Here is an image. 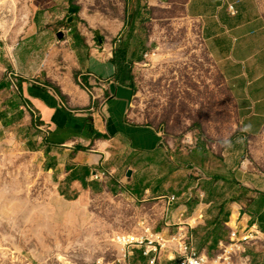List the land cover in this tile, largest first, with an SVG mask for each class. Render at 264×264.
<instances>
[{
	"label": "crops",
	"instance_id": "1",
	"mask_svg": "<svg viewBox=\"0 0 264 264\" xmlns=\"http://www.w3.org/2000/svg\"><path fill=\"white\" fill-rule=\"evenodd\" d=\"M34 1L37 9L27 26L18 36L11 34V41L0 42V95H5L0 123L23 133L28 152L37 156L59 194L72 201L89 194L139 197L152 190L165 198L158 188H146L143 174L148 166L159 168L158 159L168 152L175 170H189L196 178L181 179L184 192L168 201L164 226L150 224L146 231L165 237L189 234L196 250L209 258L229 242L232 230L249 232L255 236L247 247L249 263L264 264L260 1ZM176 13L197 25L233 98L237 129L225 146L210 148L194 133L186 138L196 144L185 146L184 138L180 146L176 136L136 119L137 68L155 41L149 19ZM119 49L127 53L134 81L124 82L114 62ZM202 129L213 140L222 137L206 124Z\"/></svg>",
	"mask_w": 264,
	"mask_h": 264
},
{
	"label": "rangeland",
	"instance_id": "2",
	"mask_svg": "<svg viewBox=\"0 0 264 264\" xmlns=\"http://www.w3.org/2000/svg\"><path fill=\"white\" fill-rule=\"evenodd\" d=\"M259 1L264 14V0ZM36 9L34 0H0V42L18 36ZM173 17L149 19L155 41L149 54L142 50L144 61L137 68L136 119L176 136L180 146L184 138L185 146L196 144L186 138L192 133L210 148L214 143L225 146V138L237 129L233 98L205 51L197 25L183 13ZM3 81L1 73L0 84ZM202 123L219 130L221 139L205 134ZM20 134L0 123V264H147L137 244L141 239L158 242L157 264H178L180 243L175 235L146 231L153 224L164 226L168 201L172 195L181 196V179L192 174L175 170L170 153L160 156L159 168L148 166L143 174L146 188H158L165 198L151 190L139 197L127 192L89 194L68 201ZM127 235L134 242L120 243L119 237ZM188 235L177 233L175 238Z\"/></svg>",
	"mask_w": 264,
	"mask_h": 264
},
{
	"label": "built area",
	"instance_id": "3",
	"mask_svg": "<svg viewBox=\"0 0 264 264\" xmlns=\"http://www.w3.org/2000/svg\"><path fill=\"white\" fill-rule=\"evenodd\" d=\"M96 178L99 176L96 175ZM176 200L173 197L170 201ZM150 230H147L149 233ZM176 237V236H175ZM176 241L179 244L178 264H250L248 257L246 256V249L248 245L255 239V236L249 232L233 231L230 236V240L226 244H221L219 252L214 258H209L200 254L194 244L193 239L190 237L178 236ZM128 238V237H127ZM126 237H119V242L123 244H132L134 240ZM137 241V240H136ZM156 240L141 239L137 241V244L144 249V256L148 258V264H157L156 254L158 247ZM160 246L163 244L160 242Z\"/></svg>",
	"mask_w": 264,
	"mask_h": 264
},
{
	"label": "trees",
	"instance_id": "4",
	"mask_svg": "<svg viewBox=\"0 0 264 264\" xmlns=\"http://www.w3.org/2000/svg\"><path fill=\"white\" fill-rule=\"evenodd\" d=\"M126 51L119 49L117 51L116 57H115V64L119 67V70L121 74L123 75V81H134V68L130 65L127 64V59H126ZM85 88L89 89L85 85H83Z\"/></svg>",
	"mask_w": 264,
	"mask_h": 264
},
{
	"label": "water",
	"instance_id": "5",
	"mask_svg": "<svg viewBox=\"0 0 264 264\" xmlns=\"http://www.w3.org/2000/svg\"><path fill=\"white\" fill-rule=\"evenodd\" d=\"M70 21H72V19H70ZM128 176H131V171L129 172Z\"/></svg>",
	"mask_w": 264,
	"mask_h": 264
},
{
	"label": "bare ground",
	"instance_id": "6",
	"mask_svg": "<svg viewBox=\"0 0 264 264\" xmlns=\"http://www.w3.org/2000/svg\"><path fill=\"white\" fill-rule=\"evenodd\" d=\"M123 237H124V236H123ZM120 238H122V237L120 236ZM122 246H123V245H122ZM122 246H120L121 250H123V249H122Z\"/></svg>",
	"mask_w": 264,
	"mask_h": 264
}]
</instances>
